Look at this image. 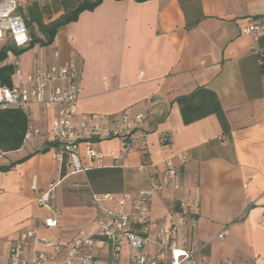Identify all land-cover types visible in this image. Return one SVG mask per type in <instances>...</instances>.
Listing matches in <instances>:
<instances>
[{
    "label": "crops",
    "instance_id": "0c3cea01",
    "mask_svg": "<svg viewBox=\"0 0 264 264\" xmlns=\"http://www.w3.org/2000/svg\"><path fill=\"white\" fill-rule=\"evenodd\" d=\"M20 1L29 35L37 40L31 48L38 47L23 73L76 63L83 90L75 124L92 114L144 112L141 130L150 147L143 153L128 150L121 138L100 140L94 147L102 163L74 172L68 153L59 151V159L52 148L56 108L33 106L31 118L49 148L26 141L0 152V167L7 168L0 170V242L33 227L65 243L94 233L102 209L119 206L125 193L148 189L156 169L169 160L186 192L201 198L197 226L185 227L183 247L193 254L185 262L264 264V65L255 51L264 48V35L255 42L241 32L249 19L264 25V0H103L61 26L49 45L40 43L46 39L42 26L84 0ZM0 42V48L8 43ZM80 154L89 164L84 143ZM59 180L53 201L61 210L59 225L47 227L53 211L39 197ZM106 193L113 197L93 200V194ZM176 209L170 189L156 193L148 223L136 227L159 264H168L169 251L156 235ZM99 251L101 264H121L122 257L113 262Z\"/></svg>",
    "mask_w": 264,
    "mask_h": 264
},
{
    "label": "built area",
    "instance_id": "2783aa9c",
    "mask_svg": "<svg viewBox=\"0 0 264 264\" xmlns=\"http://www.w3.org/2000/svg\"><path fill=\"white\" fill-rule=\"evenodd\" d=\"M26 6L20 0H0V41L14 44L17 48H26L32 38L23 16ZM256 42L264 35V25L256 19H249L241 28ZM264 65V48L255 47ZM9 63L14 71L10 85L0 84V110L19 109L28 118L24 141H34L43 147L45 140L42 130L32 120V107L56 108L52 118V133L56 157L61 159L59 151L67 152L74 172L85 171L91 166L101 164L103 154L96 150L94 143L100 140L121 138L125 147L137 149L143 153L149 151L150 142L141 127L147 116L144 112L132 114L125 109L114 116L92 114L79 124L74 117L83 90L82 71L74 62L62 64L38 65L32 72L23 73L19 57L11 56ZM168 141L169 136L164 134ZM85 144V156L89 164H84L80 154V145ZM59 181H52L39 197V203L49 207L53 215L45 221L47 227L59 225L61 210L54 207L56 187ZM74 187H78L74 184ZM172 191V200L178 209L170 214V223L161 227L156 242L169 251L168 264H182L193 254L185 249V227L195 228L198 224L197 209L201 198L198 193L189 194L179 180L178 170L171 161H165L156 169L148 189L136 194L125 193L118 197L119 206L102 209L97 219L94 233H81L69 242L39 235L38 228H24L19 235L2 244L0 242V264H101L99 247L103 248L113 262L121 259L123 251L130 253L128 264H159L146 248L145 237L136 227L148 223L151 199L154 194L165 190ZM110 193L93 194L98 203L111 199ZM129 204L128 210L120 207ZM264 228V212L260 217ZM225 232L219 233L223 239Z\"/></svg>",
    "mask_w": 264,
    "mask_h": 264
},
{
    "label": "trees",
    "instance_id": "16d2710c",
    "mask_svg": "<svg viewBox=\"0 0 264 264\" xmlns=\"http://www.w3.org/2000/svg\"><path fill=\"white\" fill-rule=\"evenodd\" d=\"M102 1L103 0H84L73 9L65 12L59 18L48 24H44L42 28L46 33V39L40 40V43L42 45L51 44L61 26L76 21L83 11L94 10ZM36 42L37 40H33L26 48H17L14 44L8 42L0 48V84H11L14 71L12 64L9 63L11 56H21L23 52L33 47ZM27 125L28 118L23 111L19 109L0 110V152L20 149L25 142ZM48 148L49 145L44 146L43 150ZM3 169L7 168L0 167V170Z\"/></svg>",
    "mask_w": 264,
    "mask_h": 264
},
{
    "label": "rangeland",
    "instance_id": "374dc122",
    "mask_svg": "<svg viewBox=\"0 0 264 264\" xmlns=\"http://www.w3.org/2000/svg\"><path fill=\"white\" fill-rule=\"evenodd\" d=\"M2 42H0V44H1ZM38 47H37V44H36V46L34 47V48H30V49H28V50H26L25 52H23L22 54V58H23V62L24 63H22V68H23V72H24V70H25V60H27L31 55H32V53L35 51V49H37ZM12 76H13V78H15L14 77V75L12 74ZM129 252H126V251H123V253H122V262H121V264H128V259H129ZM182 264H188L187 262H185V263H182Z\"/></svg>",
    "mask_w": 264,
    "mask_h": 264
}]
</instances>
